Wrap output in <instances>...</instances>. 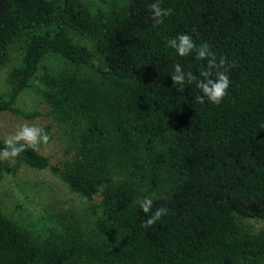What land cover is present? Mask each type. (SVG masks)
Returning <instances> with one entry per match:
<instances>
[{"label":"trees","instance_id":"obj_1","mask_svg":"<svg viewBox=\"0 0 264 264\" xmlns=\"http://www.w3.org/2000/svg\"><path fill=\"white\" fill-rule=\"evenodd\" d=\"M154 2L0 0V112L34 116L17 97L36 88L72 142L51 170L100 209L93 227L69 214L38 232L0 208V264H264V227L250 222L264 221V0H159L173 13L158 27ZM181 33L236 61L220 105L173 85L176 63L207 67L167 46ZM15 159L49 165L31 149Z\"/></svg>","mask_w":264,"mask_h":264},{"label":"rangeland","instance_id":"obj_2","mask_svg":"<svg viewBox=\"0 0 264 264\" xmlns=\"http://www.w3.org/2000/svg\"><path fill=\"white\" fill-rule=\"evenodd\" d=\"M85 1L95 7L104 8L109 0ZM74 40L82 42L78 36ZM46 63L48 67H57L62 60L50 56ZM8 66L0 69V93L6 90L4 78ZM17 106L24 112H35V115L26 117L10 111L0 112V138L6 139L23 123L41 127L50 137L47 145L41 144L40 151L48 157L49 165L38 169L16 159L11 165L0 162V208L16 221L38 232H44L57 219L68 218L69 214L81 220L83 227H93L100 214L98 207L93 211V205L97 204L99 197L95 196L89 201L71 191L59 175L51 170V166L59 167L69 159L73 151L72 142L49 116L48 107L36 88L31 87L20 93ZM250 222L254 229L264 227L262 220Z\"/></svg>","mask_w":264,"mask_h":264},{"label":"clouds","instance_id":"obj_3","mask_svg":"<svg viewBox=\"0 0 264 264\" xmlns=\"http://www.w3.org/2000/svg\"><path fill=\"white\" fill-rule=\"evenodd\" d=\"M149 8L152 13L154 27L163 24V18L173 13L171 8H162L159 0L151 3ZM166 43L168 47L175 49L176 53L181 57L187 56L195 50L197 60L207 61V67L200 70L199 77L191 71L185 73L179 63L173 66L174 71L171 73V79L174 86H179L178 91H184L185 84L191 85L195 83L196 88L202 93L195 97L196 102L203 104L205 98H207L211 104L220 105L227 96L231 84L227 73L231 68L237 66L236 61L233 60L229 63L226 56H221L217 59L216 54L211 50V46L207 42L197 46L189 34L181 33L175 38L167 39ZM49 139V135L41 127L28 123L20 124L13 134H9L4 139L5 146L0 149V162H7L11 165L15 158L27 149L39 154L41 144L47 145ZM137 203H139L145 214L150 213L153 206L151 198L144 197ZM167 213L168 209L166 207L157 208L147 220L142 222V226L145 228L151 227Z\"/></svg>","mask_w":264,"mask_h":264}]
</instances>
